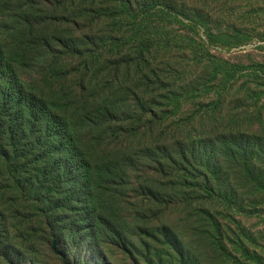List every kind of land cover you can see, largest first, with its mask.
Here are the masks:
<instances>
[{"label": "trees", "instance_id": "trees-1", "mask_svg": "<svg viewBox=\"0 0 264 264\" xmlns=\"http://www.w3.org/2000/svg\"><path fill=\"white\" fill-rule=\"evenodd\" d=\"M167 1L0 0V264H189L184 205L205 192L230 207L216 179L235 143L183 110L222 107L237 70L208 44L242 41L203 19L208 43L198 33L177 50L163 29L179 18ZM193 2L182 0L188 20L209 16ZM232 150L250 177L253 150ZM210 213L211 259L241 264L242 243L229 238L228 251L229 229Z\"/></svg>", "mask_w": 264, "mask_h": 264}, {"label": "rangeland", "instance_id": "rangeland-1", "mask_svg": "<svg viewBox=\"0 0 264 264\" xmlns=\"http://www.w3.org/2000/svg\"><path fill=\"white\" fill-rule=\"evenodd\" d=\"M193 1L199 7L198 11L204 10V14L209 16L196 18L195 13L191 16L192 20H188L182 10V0L164 2L165 9L179 17L168 20L167 26L163 28L164 33L169 34V39L176 41L172 45L175 48L179 45L177 50L186 47L189 40L196 38L198 33L207 41L203 19L207 20L206 24L209 22L214 35L220 36L222 33L228 35L230 41L239 39L242 42L235 46L216 42L211 46L208 44V50L214 56L234 65L237 70L224 88L222 107L218 110L210 107L204 114L200 107L188 105L183 113L187 117L198 111L196 121L197 126L201 127L200 132H225L229 140L232 143L234 141L233 147L239 144L245 150H253L248 158L257 161H254V164H257L258 168L251 172L250 177L243 172L238 174L237 161H233L231 156L232 147L227 152V159L220 163L222 174L216 179L217 182L227 181L228 195L232 196V199L228 200L230 207L224 206L222 201L205 192L202 193L203 197L194 201L192 208L184 205L185 211L179 220L182 225L179 246L189 264H232L229 258L216 262L210 257L211 250L213 251L211 245L215 244L208 239L212 227L209 221L204 219L205 210H209L210 214L216 216L221 224L229 229L227 235L223 236L227 250L232 252L229 238L238 245L242 243V246H238L234 251L235 257L241 258V264H264V0H208L205 3L201 0ZM188 23L193 26L189 30ZM212 144L207 142L205 146L212 150ZM247 145H254L255 150ZM217 149L218 147H215L210 153V161L213 163L218 159ZM238 154L247 157L244 150ZM205 155L204 152L203 156ZM261 171L263 185L257 190L252 187V180ZM83 257L86 260L92 259V256L87 257L86 253ZM55 260L59 261V258ZM41 262H47V259L39 258V263ZM15 263L33 264V261L21 259ZM91 264L101 262L94 259Z\"/></svg>", "mask_w": 264, "mask_h": 264}]
</instances>
